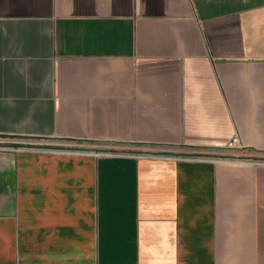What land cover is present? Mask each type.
<instances>
[{"label": "crops", "instance_id": "crops-1", "mask_svg": "<svg viewBox=\"0 0 264 264\" xmlns=\"http://www.w3.org/2000/svg\"><path fill=\"white\" fill-rule=\"evenodd\" d=\"M235 136L264 0H0V264H264V166L203 156Z\"/></svg>", "mask_w": 264, "mask_h": 264}, {"label": "rangeland", "instance_id": "rangeland-1", "mask_svg": "<svg viewBox=\"0 0 264 264\" xmlns=\"http://www.w3.org/2000/svg\"><path fill=\"white\" fill-rule=\"evenodd\" d=\"M81 144L75 148H70L71 150L78 152H94V153H118L124 150H130L129 148H123L119 144L108 143V142H89V141H81L77 142ZM90 147V148H89ZM202 151H206L208 154H204V157L207 158H215L223 161H232L234 159H239L244 162H252V163H264V153L255 152L248 150L247 148L240 147H230L223 146L222 148H212V149H204ZM172 154V153H169ZM145 156L147 154H139ZM167 155V154H166ZM174 155V154H173ZM197 154H182L183 156H195Z\"/></svg>", "mask_w": 264, "mask_h": 264}, {"label": "built area", "instance_id": "built-area-1", "mask_svg": "<svg viewBox=\"0 0 264 264\" xmlns=\"http://www.w3.org/2000/svg\"><path fill=\"white\" fill-rule=\"evenodd\" d=\"M227 146L230 147H240V148H245L239 141V138L237 136H235L234 138H232V140L230 142L227 143ZM100 155H116L118 153H97ZM142 155H139V157H141ZM210 158V157H209ZM213 159V158H211ZM251 165H255V166H264V163H252V162H245Z\"/></svg>", "mask_w": 264, "mask_h": 264}]
</instances>
